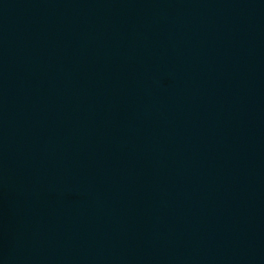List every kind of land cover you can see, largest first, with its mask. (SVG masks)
Here are the masks:
<instances>
[{
    "label": "water",
    "instance_id": "95a60500",
    "mask_svg": "<svg viewBox=\"0 0 264 264\" xmlns=\"http://www.w3.org/2000/svg\"><path fill=\"white\" fill-rule=\"evenodd\" d=\"M0 199V264H264V0H0Z\"/></svg>",
    "mask_w": 264,
    "mask_h": 264
}]
</instances>
